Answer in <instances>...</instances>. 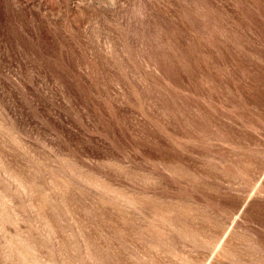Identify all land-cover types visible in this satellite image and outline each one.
<instances>
[{
	"label": "rangeland",
	"instance_id": "374dc122",
	"mask_svg": "<svg viewBox=\"0 0 264 264\" xmlns=\"http://www.w3.org/2000/svg\"><path fill=\"white\" fill-rule=\"evenodd\" d=\"M262 173L264 0H0V264H264Z\"/></svg>",
	"mask_w": 264,
	"mask_h": 264
},
{
	"label": "bare ground",
	"instance_id": "6f19581e",
	"mask_svg": "<svg viewBox=\"0 0 264 264\" xmlns=\"http://www.w3.org/2000/svg\"><path fill=\"white\" fill-rule=\"evenodd\" d=\"M262 174L264 176V173H262ZM11 238L16 240L15 244H22V243L25 242V239L21 235H15V236H12ZM220 242H222V241H220ZM36 244L35 243H29V245H31L33 247L32 249L31 248H18L19 254H24V253H26V251H27V253L31 254V250L34 251V249L39 251L38 250L39 248H38V246ZM216 248H218V246ZM28 264H33V261H31V262L29 261Z\"/></svg>",
	"mask_w": 264,
	"mask_h": 264
}]
</instances>
